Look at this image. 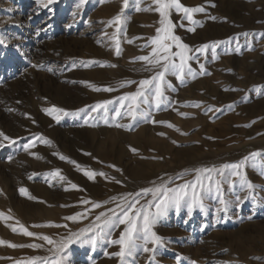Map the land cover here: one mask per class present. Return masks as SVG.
<instances>
[{
    "label": "rangeland",
    "instance_id": "obj_1",
    "mask_svg": "<svg viewBox=\"0 0 264 264\" xmlns=\"http://www.w3.org/2000/svg\"><path fill=\"white\" fill-rule=\"evenodd\" d=\"M180 3L204 11L193 13L192 23L173 9L174 34L192 49L216 46L189 60L195 78L166 76L164 104L140 105L151 112L146 122L115 110L155 74L136 59L155 47L160 16L143 10L155 8L152 0H128L126 7L123 0H0V132L10 138L0 137V264L51 260L56 245L38 236L58 245L100 212H119L122 198L143 206L153 199L144 189L193 182L197 169H220L251 153L258 155L241 169L253 185L250 195L230 170L213 173L226 206L212 192L191 217L184 206L169 208L153 227L162 244L126 264H264V0ZM117 14L120 24L110 25ZM105 100L112 102L107 111L91 110ZM53 108L70 114L44 111ZM26 145L32 146L25 151ZM56 170L59 176L49 175ZM89 171L97 175L90 179ZM77 213L84 215L64 219ZM21 225L37 236H25ZM124 228L108 239H119ZM117 251L104 241L77 242L63 264H121Z\"/></svg>",
    "mask_w": 264,
    "mask_h": 264
},
{
    "label": "snow or ice",
    "instance_id": "obj_2",
    "mask_svg": "<svg viewBox=\"0 0 264 264\" xmlns=\"http://www.w3.org/2000/svg\"><path fill=\"white\" fill-rule=\"evenodd\" d=\"M54 0H48V3H53ZM103 2V0H102ZM152 3L155 5V8H145L143 10L149 11L153 10L159 13L160 27L156 28V35L151 38V43L155 46L152 48L150 56H140L136 59L146 62V65L151 67H145L146 71L155 70V74L150 78L142 79L138 82V88L134 93H129L126 96L121 98L120 108L127 107V112L122 113L120 108L115 110V115L117 117L126 114L132 120H136L137 117H142L146 122L151 116V112H145L140 108L141 104H149L150 101H154L155 107L160 108L164 104L165 97V88L164 82L167 75H174L177 79L181 81L188 75H191L195 78L196 73L193 72L189 60L196 59L197 57L194 53H204L209 47L215 48V44L208 45L204 44L199 48L192 49L189 45L183 43L179 36L175 35L173 32L174 25L169 19L171 11L174 9L176 12H183L184 18L196 23L193 20V13L204 11L203 8L195 7H185L180 3V0H152ZM123 5L126 7L128 5V0H123ZM137 10H140L139 8ZM215 19V17H211ZM121 21V16L117 14L113 20L108 21L110 25H119ZM190 31H195L194 28L189 29ZM115 35V34H114ZM2 43V41H0ZM175 47L176 51H172ZM121 49L117 43L116 55L119 56ZM189 53H193L189 55ZM110 67H115V65H108ZM51 71V69H49ZM201 74H204L203 65H201ZM99 90V89H96ZM106 91H111L112 89H105ZM124 101L127 102L123 103ZM112 103L111 101H103L97 103L92 107V111L96 112L98 110L107 111V106ZM199 107V105H195ZM48 114L55 112H62L64 115H69L70 113L65 112L63 109H44ZM186 115V114H182ZM152 123H157V121H151ZM87 123V121H86ZM163 123V122H160ZM122 127L123 125H117ZM169 127L173 125L169 124ZM162 135V133H161ZM0 137H3L4 140H10L9 137L4 135L3 132H0ZM14 142V141H10ZM4 145L0 143V147ZM32 145H26L25 151L28 150ZM135 151V149H133ZM258 153H251L250 156L245 157L244 160L236 164H225L220 169L216 168H202L196 170V177L193 182H186L182 185H178L175 188L166 187L163 184L159 187H154L151 189H144L145 193H152L153 199L145 203V205L137 207L139 201H133L128 203L126 198L124 204H117V208L120 209L117 212L116 209H109L108 212H100L99 215L95 217V222L85 229H81L79 233L70 235L66 239H63L58 245L56 242L49 236H38V239L46 241L50 245H56L54 251L53 259H43L41 264H63L64 259L66 258V250L73 243H80L81 245L89 243L92 246H95L98 241H104L110 244L119 245V251L113 253L112 255L119 257L121 264H126L128 258H134L138 252L144 253H153L156 247L162 244V238L158 236L154 231L153 227L162 217H165L168 213L169 208H175L179 210L181 206L186 207L187 214L191 217L195 208H203V201L205 196L211 194L212 192L216 193L217 199H219L221 205L226 206V201L222 198L220 192V181L213 179V173H216L219 176H224L225 170H230L229 175L239 177L241 186H246L249 190V195L251 194L250 190L253 188V185L246 179V176L241 171L244 168L245 164L252 160L254 161ZM61 159H65L63 156ZM49 175L59 176V170H56ZM90 179L94 178L97 173L95 172H85ZM99 175H104V173H99ZM60 179L64 178L60 176ZM207 181V185L205 184ZM72 188H76L75 184L71 185ZM67 190V189H66ZM19 192L21 195H28L25 188H20ZM139 195V194H137ZM33 197L29 196V199ZM115 199V198H113ZM237 200H240V197H237ZM82 203H88V201H82ZM94 208H100L99 203H93ZM154 209V210H153ZM223 209H218L217 211H222ZM110 213V214H109ZM83 213H77L76 215L67 216L64 219L70 221H77L78 218L83 217ZM251 219V217H249ZM119 225H125L124 230L121 232L119 239L111 240L108 239L112 230ZM58 226V225H57ZM67 227V225H64ZM16 231V228L12 229ZM20 230L25 236L35 237L36 233L28 231L27 228H24L23 225L20 226ZM0 243H4L0 241ZM151 244L152 247H148ZM10 247H31L39 248L42 245L38 244H28V245H16L9 244ZM52 249H50L51 251ZM259 259V258H257ZM37 260L41 258L34 257L28 264H36ZM195 264V262H192Z\"/></svg>",
    "mask_w": 264,
    "mask_h": 264
}]
</instances>
